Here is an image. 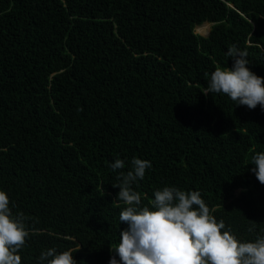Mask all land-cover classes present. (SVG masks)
Masks as SVG:
<instances>
[{
    "label": "trees",
    "instance_id": "trees-1",
    "mask_svg": "<svg viewBox=\"0 0 264 264\" xmlns=\"http://www.w3.org/2000/svg\"><path fill=\"white\" fill-rule=\"evenodd\" d=\"M233 45L264 77V0H0V191L29 232L21 264L50 248L109 264L134 157L151 163L138 207L199 191L222 231L264 236V110L203 94Z\"/></svg>",
    "mask_w": 264,
    "mask_h": 264
},
{
    "label": "clouds",
    "instance_id": "clouds-1",
    "mask_svg": "<svg viewBox=\"0 0 264 264\" xmlns=\"http://www.w3.org/2000/svg\"><path fill=\"white\" fill-rule=\"evenodd\" d=\"M226 56L231 58V68L216 67L203 94H224L249 109L257 105L264 110V77L248 67L247 51L230 46ZM251 171L264 185V152L252 157ZM125 162L116 159L111 169H123ZM151 167L148 160L133 158L131 170L121 172L117 198L125 205L119 213L120 223L127 228L119 232V242L111 249L114 256L109 264H264V236L254 242H240L217 222L199 191H182L176 187H163L154 192L152 206L141 205V196L131 185L142 180L145 170ZM9 197L0 191V264H21L18 251L25 244L29 232L23 214L13 215ZM255 223L249 231H253ZM73 252L60 253L50 248L41 253L39 264H77ZM116 256L119 257L117 261Z\"/></svg>",
    "mask_w": 264,
    "mask_h": 264
},
{
    "label": "rangeland",
    "instance_id": "rangeland-1",
    "mask_svg": "<svg viewBox=\"0 0 264 264\" xmlns=\"http://www.w3.org/2000/svg\"><path fill=\"white\" fill-rule=\"evenodd\" d=\"M209 25H210V22L204 21L198 25H195L193 27V31L198 33V34L205 35L207 33Z\"/></svg>",
    "mask_w": 264,
    "mask_h": 264
}]
</instances>
